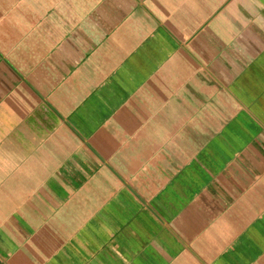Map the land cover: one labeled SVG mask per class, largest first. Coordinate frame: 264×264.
Returning <instances> with one entry per match:
<instances>
[{"label": "crops", "instance_id": "1", "mask_svg": "<svg viewBox=\"0 0 264 264\" xmlns=\"http://www.w3.org/2000/svg\"><path fill=\"white\" fill-rule=\"evenodd\" d=\"M0 264H264V0H0Z\"/></svg>", "mask_w": 264, "mask_h": 264}]
</instances>
